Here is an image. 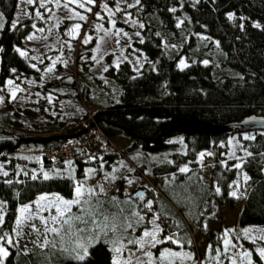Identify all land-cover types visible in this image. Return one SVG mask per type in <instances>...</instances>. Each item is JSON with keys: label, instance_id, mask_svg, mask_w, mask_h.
Listing matches in <instances>:
<instances>
[{"label": "trees", "instance_id": "obj_1", "mask_svg": "<svg viewBox=\"0 0 264 264\" xmlns=\"http://www.w3.org/2000/svg\"><path fill=\"white\" fill-rule=\"evenodd\" d=\"M17 3L18 0H0V86L9 77L38 72L32 67L31 60L17 51L35 25L30 16L13 23ZM129 9L142 21L143 27L142 38L135 39L128 48L147 59L138 69L127 59L117 65L109 62L102 77H97L109 79L114 90L107 95L110 97L107 103L97 107L85 105L82 119L71 130L61 132L58 125L39 129L38 132H42L39 136L50 137L43 141L28 140L31 135L17 132L10 120L1 119L0 146L3 147L0 157L8 161L12 171L7 176L0 175V202H4L0 236L11 234L20 204L34 200L46 191L72 196L75 180L84 178L87 168L99 169L105 174L124 161L133 166L135 174L143 175L146 170L152 174L160 195L156 196L153 190H147V193L161 202V220L167 230L180 233L186 247L193 248L191 231L201 229L202 237L207 235V248L199 254L200 260L231 264L230 259L224 257L220 231L203 228L204 215L224 204L233 206L236 198L230 193L234 182L241 178L244 195L239 225L242 228L264 226V129L233 133H212L197 126L170 129L185 121L226 123L251 114L264 115V0H139ZM230 13L233 14L231 19ZM186 57L188 66L182 67L180 61ZM151 70H158L159 76L151 77L148 83L143 82L142 75ZM73 79L71 75L56 77L44 85L52 89L69 84ZM74 91L83 103H90L88 83ZM96 125L110 137L122 132L131 135L135 138L133 146L140 145L146 157L171 150L166 159L152 165L145 160L136 164L126 148L121 151L104 149L96 140L76 147L67 159L50 161L44 155L45 151L61 146L69 135H81ZM47 130L55 131L43 133ZM162 131L166 132L160 143L152 144V139ZM176 135L181 136L183 149L178 148L179 140H170ZM233 135L240 143L238 154L241 159H218L212 169L210 184L203 185L195 176L179 172V168L195 164L201 150ZM249 136L253 139H245ZM20 143L42 144L41 158L32 160L14 156L12 151ZM246 151L252 156H245ZM67 160L72 161L74 176L54 172L62 170ZM236 163H242L243 167L235 168ZM45 173L49 179L44 178ZM244 173L250 177L247 183L243 180ZM217 187L219 193L215 191ZM112 197L116 196L98 197L103 202L101 206L94 196L88 203L82 201L79 206L73 205L66 213L65 218L72 214L85 215L86 209H98L103 213L93 216L95 223L89 224L86 230L74 228L68 233L67 225H62L60 233L49 240L55 247L49 243L24 251L9 246V256L4 258L3 264H111V241L119 242L120 225L125 222L121 224L120 220L130 217L132 227L129 229L140 230V224L132 217L137 199L120 201L116 197L121 203L114 206ZM190 197L193 201L188 199ZM180 199H184L183 203ZM194 206L195 211L198 206L205 208L190 213L189 209ZM112 214L119 215L115 221L118 230H99L96 225L103 227L104 216L110 218L109 224L112 223ZM79 227L85 229L82 224ZM233 238L249 252L254 264H262L252 243L241 236V232L233 233ZM2 242L0 240V244ZM80 244L87 246V255L83 260L73 259L78 253L83 254V248L78 247Z\"/></svg>", "mask_w": 264, "mask_h": 264}, {"label": "rangeland", "instance_id": "obj_2", "mask_svg": "<svg viewBox=\"0 0 264 264\" xmlns=\"http://www.w3.org/2000/svg\"><path fill=\"white\" fill-rule=\"evenodd\" d=\"M136 1L94 0L93 3L89 4L88 0H75V2L74 0H33V3L29 4L27 0H18L12 20L13 23L26 16L32 17L35 23V27L23 38L19 49L26 52V56L33 65H36L38 72L20 77H9L0 86V97H3V101L0 102V122L1 119H8L11 124L15 125L13 128L17 132L33 136L42 135V132H38L39 129L52 128L53 125L60 126V131L64 132L71 130V127L82 119L85 105L97 107L107 103L108 98H110L107 95L114 90L110 87L109 79L101 78L99 80L97 77H102L109 62L117 65L127 59L134 68L138 69L147 59L146 56L138 55L128 48L129 45H133L132 42L135 39L142 38L143 26L141 25L143 23L129 9V6ZM81 4L84 7H81ZM81 16H84L85 19L81 20ZM113 21H115L114 24ZM1 24L2 15L0 13V26ZM77 24L80 25V28L77 31H72L73 26ZM29 36L33 38L28 39ZM88 37H91V39L88 40V43H85L84 41ZM181 60L187 62L188 58H182ZM48 68H51L52 71H47ZM158 72V70L146 72L142 75L143 82L148 83L151 77L159 76ZM68 75L74 78L69 84L54 86L52 89L45 88L44 83L46 81ZM8 81L13 83L9 84ZM84 83H88L87 92L90 103H83L74 93V90L76 88L80 89ZM13 91H15V98L12 95ZM181 95L184 94L181 93ZM53 131L55 130H47L43 133H52ZM112 140L120 147L126 148L136 164L144 160L150 165L160 162L167 158L168 151L171 150H167V152L158 151L156 154L146 157L145 152L142 154L143 151L140 149V145L133 146L135 138L131 135L122 132L113 136ZM170 140H179L178 148L183 149L181 136H172ZM219 147H223V149ZM239 149L240 143L236 135H233L220 141L217 145L201 150L199 154L201 152H211L213 155H205L201 160L198 154L196 163L187 166L189 169L187 176H195L198 178V183L203 185L210 184L215 162L222 158L225 161L240 158ZM41 152L42 144L40 143H20L18 148L12 151V154L20 158L38 160L41 158ZM71 162V160H67L62 170H55L54 172L74 176ZM89 169L95 170L94 174L90 175L88 173ZM133 170L131 164L121 161L105 174H102L99 169L89 167L86 169L84 178L75 180V186L77 183L82 182L84 189H94L97 197L116 196L119 200L130 201L133 198L137 199L135 200L134 211L143 216L144 221L139 223L140 230L137 232L126 227L131 222L130 217L120 220L121 224L125 221L124 225H120L121 230L118 239L124 248L121 258H128L131 252L133 254V264H136V258L147 261L149 258L144 256L143 253L151 251L153 253L151 257L153 264H161L160 253L168 249L170 252L179 253L180 255L169 256L163 264H211V261H201L199 258L201 251H206L207 235L202 237L201 229H194L191 231L194 246L193 248L186 247L185 241L179 236L180 233L167 230L164 226L161 220L163 210L161 202L148 196L147 190H153L156 196L160 195L152 174L148 170L143 175L135 174ZM11 171L8 161L0 157V175L7 176ZM5 172L7 175H4ZM106 176H108L107 179H105ZM113 176L115 179L112 178ZM128 180H131L132 183H128ZM236 182L233 184V191H237L235 204L233 206L224 204L219 209H214L213 212L207 211L204 215L205 224L203 228L220 231L222 251L224 257L230 259L231 264H233V261H235V264H254L252 256L245 257L243 254L247 252L246 249L233 238V233L236 234V232H241V236L243 235L246 240L252 243L258 258L264 264V259L260 257L258 251V249L264 248V239H261L264 236V231H261L264 230V226H249L247 228H251L253 231L248 235L244 234L243 230L246 228L239 225V216L243 207L242 196L240 195L243 193L241 178ZM101 185L104 189L103 192L100 191ZM138 190L145 191L142 200L135 196ZM41 196H48L49 199L59 196L71 200L75 198V191H73L72 196L46 191L40 193L34 200L20 204L16 225L11 234L6 236L11 238L13 243L9 245L6 240L1 243L6 248L14 246L25 251L35 246L41 247L45 240L49 241L56 234L50 231L45 232V228L57 227L61 229L62 223H54L51 220V217L57 214L54 207L48 208L46 206L47 201L41 202L45 207L39 208L37 206L36 202ZM84 199H88L87 191H85ZM188 199L191 200V197ZM180 200L183 203L184 199ZM147 201H153L151 211L143 207ZM2 203L4 205L3 200ZM2 203L0 202V214L3 213L4 209ZM25 205L30 207L24 215H32L33 219L26 220L18 227L17 219L21 216L20 209ZM72 207L71 209H73ZM195 207H191L189 212L195 213L205 208L198 206L200 209L198 208L195 211ZM157 216H159V219L155 222L163 229V232L159 234V239L163 243L157 244L154 248L146 246L142 250L139 249V246L128 243L129 240L142 237L145 229L151 230L153 225L149 221ZM40 217H43L44 220H41ZM226 230L232 231H227L226 234ZM164 237H172V240H164ZM226 239L231 242L227 246V250L224 243ZM185 254L190 255L192 258H186ZM114 255L113 253L112 259Z\"/></svg>", "mask_w": 264, "mask_h": 264}, {"label": "snow or ice", "instance_id": "obj_3", "mask_svg": "<svg viewBox=\"0 0 264 264\" xmlns=\"http://www.w3.org/2000/svg\"><path fill=\"white\" fill-rule=\"evenodd\" d=\"M75 2V0H74ZM94 0H88V3L91 4L93 3ZM27 3L29 4H32L33 3V0H27ZM137 3H139V0H137ZM81 7H84L83 4L80 5ZM106 7V5H105ZM131 7V5H130ZM119 10V9H117ZM172 11H175V9H173ZM37 15H39V13H37ZM233 16V14H229V19H231ZM81 20H84L85 17L84 16H81L80 17ZM113 24L115 23V21L112 22ZM143 26V25H141ZM179 26V25H178ZM13 27H15V24H13ZM33 27H35V25H33ZM256 27H259V25H256ZM80 28V25L77 24V25H74L73 26V29L72 31H77L78 29ZM42 31V29H41ZM33 37L29 36L28 39H32ZM91 37H88L87 39H85V43H88V40H90ZM17 51L20 53L21 56H24L26 55V52L24 51H21L20 49H17ZM205 64L208 63V61H204ZM180 64L182 67H187L188 65L183 61L181 60L180 61ZM32 67H36V65H32ZM107 70V69H105ZM47 71L51 72L52 69L51 68H48ZM9 84H12L13 82L12 81H8ZM13 95V98H15V91H13L12 93ZM3 101V97H0V102ZM253 120H255L256 118L253 117L252 118ZM261 120H264V118H261ZM245 139H253V137H245ZM205 155H213V153L211 152H201L199 154L200 156V159L203 160L204 156ZM234 156V154H233ZM245 156H248V157H251L252 156V153L251 152H245ZM236 159H241V158H236ZM70 163V162H69ZM235 168L237 169H241L243 167V164L242 163H236L234 165ZM189 171L188 167L185 166V167H181L179 168V172L180 173H187ZM95 170L93 169H89L88 170V173L91 175V174H94ZM4 175H7V173L5 172ZM110 175V174H109ZM35 179V177H33ZM44 178L45 179H49V176L47 173L44 174ZM108 176L105 177V179H107ZM113 179H115V177L113 176L112 177ZM189 179H191V177H189ZM250 179V177L244 173L243 174V180L245 183H247V181ZM128 183H132L131 180H128ZM234 183H237V182H234ZM75 198L71 199V200H67V199H64L62 197H59V196H56L54 199H49L48 196H41L39 198V200L36 202L37 203V206L39 208H43L45 207L44 204H42L41 202L42 201H47V207L48 208H55L56 210V215L52 216L51 217V220L54 222V223H62V225H67V230H68V233H71L73 231V229L75 228L76 231H81V230H86L87 226L89 224H93L95 223V221L92 220V217L95 216V215H103V213H101L98 209L97 210H91V209H86L85 210V215H75V214H72V215H68L67 218H65L66 216V213H69L70 210H71V207L73 205H81L82 201L83 203H88L89 200L92 199V197L94 196H97V194L95 193L94 189H87L85 190L84 187H83V183L80 182V183H77V185L75 186ZM85 191H87L88 193V199L85 200L84 199V195H85ZM100 191L103 192L104 189H103V186L101 185L100 186ZM216 193H219L220 192V189L219 187H217L215 189ZM231 196L233 197H236L237 196V191H232L230 193ZM241 196H243L244 194L241 193L240 194ZM139 198L142 200L143 199V193H139L138 194ZM97 203L99 205L102 206L103 202L102 201H99L98 197H97ZM111 203L116 206L118 205L119 203H121L120 201L117 200L116 197H112L111 198ZM123 203L127 204L129 203V201H123ZM152 204H153V201H147L143 207L148 209L149 211H151V208H152ZM29 207L28 205H25L24 207H22L20 209V212H21V216L17 219V226L19 227L21 224H23L26 220H31L33 219L32 215H27L25 216L24 214L27 213L29 211ZM119 212L122 213L123 212V209H119ZM132 217L135 218V223H140L142 221H144V217L141 216L138 212H135L133 211L132 212ZM119 218V215L118 214H112L111 216V221L112 223L109 224L108 221H109V217L108 216H104V221L105 223L103 224V227L101 228L100 225H96V227L103 231V230H106V229H110L112 231H117L118 228H119V225L117 223H115V221ZM41 220H44L43 217H40ZM159 219V216L155 217L152 221H149V223H151L153 225V227L151 228V230H148V229H145L144 232H143V236L136 239V240H129L128 243L129 244H132L134 246H139V249L142 250L144 249L146 246L150 247V248H154L157 244H161L163 243V241L161 239H159V234L161 232H163V229L160 228L159 224H157L155 221ZM45 223H47V221H45ZM84 225L85 226V229H81L79 227V225ZM126 227L128 228H131L132 227V222H129ZM52 232V233H56V234H59L61 229L60 228H57V227H52V228H45V232ZM227 231H232V230H226V234H227ZM251 231H253V229L251 228H246L243 230L244 234L245 235H248V233H250ZM261 231H264V230H261ZM93 239H96V237H93ZM261 239H264V236L261 237ZM0 240H6V242L11 245L13 242L11 240V238H7L6 236H0ZM164 240H172V237H164ZM51 243L53 247H55V243L54 242H50V241H47L45 240L44 244L41 245V247H44L45 245ZM113 247L111 249V251L115 254L113 256V259L111 261V264H133V260H132V253L130 252L128 258L126 259H122V254H123V251H124V248L123 246L118 242V241H111ZM189 243H191V241H189ZM225 243V246H226V250H227V246L231 243L229 240H225L224 241ZM234 246V245H233ZM78 247L80 248H83V254H77L76 256L72 257L73 259H77V260H83L84 259V256L87 255V252H88V248L86 245H83V244H80L78 245ZM65 251H67V249H65ZM259 251V255L262 259H264V248H261V249H258ZM144 256L148 257L149 259L147 261H142L140 258H136V264H153L152 260H151V257L153 256V253L151 251H146L143 253ZM180 255L179 253H173V252H170L168 249H165L164 251H162L160 253V261H161V264H163L164 260H166L169 256H178ZM245 257H248L250 254L245 252L243 254ZM9 256V251L8 249L3 245V244H0V264H3V258ZM186 258L188 259H191L192 257L190 255H187L185 254ZM233 264H235V261H233Z\"/></svg>", "mask_w": 264, "mask_h": 264}, {"label": "water", "instance_id": "obj_4", "mask_svg": "<svg viewBox=\"0 0 264 264\" xmlns=\"http://www.w3.org/2000/svg\"><path fill=\"white\" fill-rule=\"evenodd\" d=\"M70 77L67 79L69 80ZM255 117L256 119L253 120L252 118ZM261 118H264L263 114H251L247 117H244L240 120L235 121H229L226 123H218L214 121H208V120H194V121H185L179 124L178 126H175L174 128H171L170 130H178L182 129L185 126H182V124L189 122L186 127L188 126H197L204 128L212 133H233L236 131H242V130H249V129H264V120H261ZM166 131H162L158 137L152 139V144L158 145L160 143L161 138L165 135ZM77 134L69 135L68 137L76 136ZM50 138L49 136H28V140L32 141H43L45 139ZM149 140V139H148ZM3 146H0V148ZM139 193H144V190H138L135 195L138 196ZM139 197V196H138Z\"/></svg>", "mask_w": 264, "mask_h": 264}, {"label": "built area", "instance_id": "obj_5", "mask_svg": "<svg viewBox=\"0 0 264 264\" xmlns=\"http://www.w3.org/2000/svg\"><path fill=\"white\" fill-rule=\"evenodd\" d=\"M91 123H93V120ZM93 140L98 141L104 149H114L117 151L122 150V147L113 142L112 137L106 135L103 129L96 125L91 127L89 132L68 137L61 146L45 151L44 155L50 161L67 159L73 154V151L76 147Z\"/></svg>", "mask_w": 264, "mask_h": 264}, {"label": "bare ground", "instance_id": "obj_6", "mask_svg": "<svg viewBox=\"0 0 264 264\" xmlns=\"http://www.w3.org/2000/svg\"><path fill=\"white\" fill-rule=\"evenodd\" d=\"M189 122L182 124V126H186ZM181 125V124H180Z\"/></svg>", "mask_w": 264, "mask_h": 264}]
</instances>
